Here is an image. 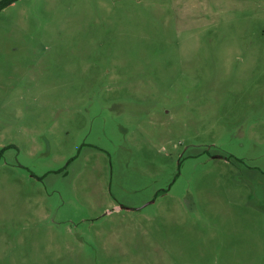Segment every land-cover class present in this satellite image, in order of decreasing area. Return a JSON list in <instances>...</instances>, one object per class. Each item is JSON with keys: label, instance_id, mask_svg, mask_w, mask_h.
<instances>
[{"label": "rangeland", "instance_id": "obj_1", "mask_svg": "<svg viewBox=\"0 0 264 264\" xmlns=\"http://www.w3.org/2000/svg\"><path fill=\"white\" fill-rule=\"evenodd\" d=\"M0 264H264V0L0 8Z\"/></svg>", "mask_w": 264, "mask_h": 264}, {"label": "trees", "instance_id": "obj_2", "mask_svg": "<svg viewBox=\"0 0 264 264\" xmlns=\"http://www.w3.org/2000/svg\"><path fill=\"white\" fill-rule=\"evenodd\" d=\"M13 0H3L0 2V8L4 7L5 5H7L8 3H11Z\"/></svg>", "mask_w": 264, "mask_h": 264}]
</instances>
